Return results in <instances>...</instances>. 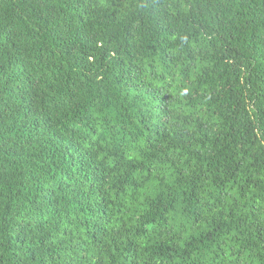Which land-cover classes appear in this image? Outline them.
I'll use <instances>...</instances> for the list:
<instances>
[{
    "label": "trees",
    "instance_id": "16d2710c",
    "mask_svg": "<svg viewBox=\"0 0 264 264\" xmlns=\"http://www.w3.org/2000/svg\"><path fill=\"white\" fill-rule=\"evenodd\" d=\"M0 264H264V0H0Z\"/></svg>",
    "mask_w": 264,
    "mask_h": 264
}]
</instances>
